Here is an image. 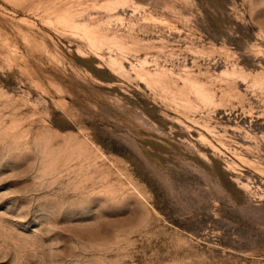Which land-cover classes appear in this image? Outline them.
<instances>
[{
	"label": "rangeland",
	"instance_id": "rangeland-1",
	"mask_svg": "<svg viewBox=\"0 0 264 264\" xmlns=\"http://www.w3.org/2000/svg\"><path fill=\"white\" fill-rule=\"evenodd\" d=\"M0 264H264V0H0Z\"/></svg>",
	"mask_w": 264,
	"mask_h": 264
}]
</instances>
